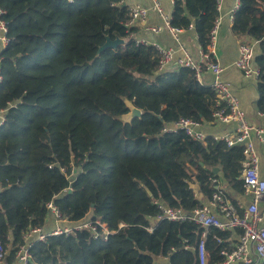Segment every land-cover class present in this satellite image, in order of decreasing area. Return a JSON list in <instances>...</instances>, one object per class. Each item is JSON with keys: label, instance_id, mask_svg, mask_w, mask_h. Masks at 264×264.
I'll return each instance as SVG.
<instances>
[{"label": "trees", "instance_id": "16d2710c", "mask_svg": "<svg viewBox=\"0 0 264 264\" xmlns=\"http://www.w3.org/2000/svg\"><path fill=\"white\" fill-rule=\"evenodd\" d=\"M124 3L0 0L10 37L1 53L0 239L12 255L25 231L45 227L54 201L69 222L92 216L116 232L107 241L90 229L50 236L34 248L38 264H199L194 247L204 228L158 220L156 201L187 212L202 206L216 191L218 160L223 179L244 190V146L164 131L181 118L212 121L215 92L194 68L161 70L157 46L137 42L135 26L126 25ZM239 4L233 32L259 43L257 104L264 112V0ZM219 16L216 0H174L171 24H194L207 50ZM108 36L126 42L99 52ZM127 101L142 117L124 120ZM231 234L206 231L209 264L234 248Z\"/></svg>", "mask_w": 264, "mask_h": 264}, {"label": "built area", "instance_id": "2783aa9c", "mask_svg": "<svg viewBox=\"0 0 264 264\" xmlns=\"http://www.w3.org/2000/svg\"><path fill=\"white\" fill-rule=\"evenodd\" d=\"M125 2V0H123ZM126 3V2H125ZM219 12L223 9L224 0H216ZM237 3L235 11L239 8ZM151 11H157L164 19L163 24L150 26V30L159 32L167 27L175 39L180 42L179 35L184 28L176 27L171 24V16L164 13L160 0H152L150 6L144 4H132L129 6L130 18L127 26H134L136 22L146 19ZM5 11L0 7V43L4 48L10 42L9 27L2 15ZM219 17L211 31V42L207 50H201L200 59L195 61L192 56L184 50V56L178 60V65L194 68L198 80L204 84L202 74L207 69L213 74L212 81L208 84L215 92V109L213 120L215 122L231 123L236 127L222 135H215L217 140H224L228 146L242 145L245 159L242 168L243 188L246 194L252 196L248 206L241 202L233 201L227 193L219 187L218 178H211L213 184L217 186L216 191L211 198L210 204L217 207L213 211L210 204H203L192 212H187L182 208H175L156 201L162 213L157 218L169 219L174 221L190 220L201 225L205 231L202 232L201 240L195 248L199 264H209L206 251V231L215 226L222 230L240 229L238 243L231 250H224L225 259L218 264H264V218L260 210V202L264 201V178L259 171V153L252 139V131L255 130L259 138L264 137V127L253 126L246 118L245 111L240 105V100L233 92L230 82L223 78L224 66L222 65L217 53L218 29L220 26ZM189 28H194L190 24ZM137 42L146 43L137 40ZM160 51V69L164 70L175 58V49L171 47H157ZM255 50L253 44L241 42L239 45V56L235 65L241 69L246 77L256 76L259 78L260 70L255 65ZM2 57H0V84L4 81L2 70ZM5 121V120H4ZM201 122L191 118H181L175 124L167 126L164 131H176L183 129L190 137L195 140L204 141L207 134L201 129ZM49 213L53 214L57 225L51 229L43 226H32L23 234V241L12 255L8 247L0 239V264H38L34 260V248L38 242L46 241L50 236L71 235L77 232L90 229L96 238L108 240L109 236L116 232L112 230L108 223L101 218L92 216L71 223L63 215L59 206L50 201L47 204ZM125 223H120V227ZM150 231L154 230V225L148 227ZM220 240V239H219ZM189 248V246H186ZM169 264V263H167Z\"/></svg>", "mask_w": 264, "mask_h": 264}, {"label": "crops", "instance_id": "0c3cea01", "mask_svg": "<svg viewBox=\"0 0 264 264\" xmlns=\"http://www.w3.org/2000/svg\"><path fill=\"white\" fill-rule=\"evenodd\" d=\"M162 3V8L165 14L172 16L174 10V0H160ZM128 6L132 4H144L150 6L152 0H125ZM239 0H224L223 9L220 12V26L218 29V39H217V53L218 57L224 66L223 78L230 82L233 92L237 95L240 100V105L245 111L247 120L256 127H264V112H262L257 104L259 98L258 90V80L256 76L246 77L241 69L235 65V61L239 56V45L241 42H249L253 44L255 54H258L259 43L257 41H252L249 38L241 39L233 32V18H234V9ZM164 19L161 14L157 11H151L146 19H142L135 23V32L134 37L136 40L144 41L148 44H153L155 46L161 47H171L175 49V58L168 65L166 69H176L178 65V60L184 56V50L192 56V58L197 61L200 59V53L202 47L198 41V35L194 28L185 29L180 33L178 42L172 33L167 27H164L163 30L159 32H154L150 30V26L163 24ZM4 49L2 43H0V57ZM255 62V61H254ZM256 65V64H255ZM257 66V65H256ZM202 78L204 84H209L213 79V74L204 69ZM5 120V110H0V126ZM236 127L234 122L231 123H222L215 121H206L201 124V129L207 135H222L226 132L232 131ZM252 139L255 143L256 149L259 153V171L261 176L264 178V137L261 139L256 134L255 130L252 131ZM220 160L216 161V167L219 168L218 180L219 187L222 188L229 198L236 202H241L244 206H248L251 202L252 196L243 192H239L236 189L232 188L222 177V169L220 166ZM215 167V168H216ZM226 184V187H223V184ZM198 188V187H197ZM215 188L217 186L215 185ZM199 189V188H198ZM202 196V194L200 195ZM211 199H205L204 204H210ZM213 211H217V207L210 204ZM260 210L264 218V201L260 202ZM57 225L55 217L53 214L49 213L46 228L51 229ZM232 232L231 239L234 242V247L238 243L239 235L241 230L230 229ZM237 264V263H233Z\"/></svg>", "mask_w": 264, "mask_h": 264}, {"label": "water", "instance_id": "95a60500", "mask_svg": "<svg viewBox=\"0 0 264 264\" xmlns=\"http://www.w3.org/2000/svg\"><path fill=\"white\" fill-rule=\"evenodd\" d=\"M125 4V3H124ZM126 40L124 38L116 37L111 38L107 37L106 42L100 47L99 52H102L108 48H117L120 45L124 44ZM127 105L129 107V111L123 116L126 122H131L134 118L142 117L143 110L137 107L133 102L127 101ZM219 168H214V172H218Z\"/></svg>", "mask_w": 264, "mask_h": 264}, {"label": "rangeland", "instance_id": "374dc122", "mask_svg": "<svg viewBox=\"0 0 264 264\" xmlns=\"http://www.w3.org/2000/svg\"><path fill=\"white\" fill-rule=\"evenodd\" d=\"M223 187H224V188L226 187V184H225V183L223 184Z\"/></svg>", "mask_w": 264, "mask_h": 264}]
</instances>
